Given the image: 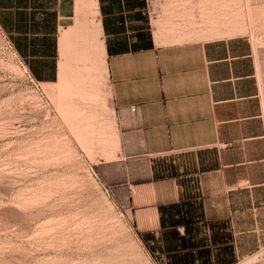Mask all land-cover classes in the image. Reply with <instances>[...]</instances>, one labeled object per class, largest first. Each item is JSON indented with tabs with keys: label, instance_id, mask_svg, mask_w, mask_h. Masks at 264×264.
Segmentation results:
<instances>
[{
	"label": "crops",
	"instance_id": "crops-1",
	"mask_svg": "<svg viewBox=\"0 0 264 264\" xmlns=\"http://www.w3.org/2000/svg\"><path fill=\"white\" fill-rule=\"evenodd\" d=\"M239 3L0 0L18 64L152 264H241L261 243L237 200L239 148L264 137L253 46L229 13L217 27Z\"/></svg>",
	"mask_w": 264,
	"mask_h": 264
},
{
	"label": "rangeland",
	"instance_id": "rangeland-1",
	"mask_svg": "<svg viewBox=\"0 0 264 264\" xmlns=\"http://www.w3.org/2000/svg\"><path fill=\"white\" fill-rule=\"evenodd\" d=\"M218 8L217 27L229 13L253 46L264 117V0ZM30 79L0 30V264H152L88 150L63 132ZM239 155L238 203L255 208L264 228V137ZM260 240L241 264H264Z\"/></svg>",
	"mask_w": 264,
	"mask_h": 264
},
{
	"label": "built area",
	"instance_id": "built-area-1",
	"mask_svg": "<svg viewBox=\"0 0 264 264\" xmlns=\"http://www.w3.org/2000/svg\"><path fill=\"white\" fill-rule=\"evenodd\" d=\"M30 80H32V79H30ZM32 83L36 86V84L34 82H32ZM132 108H134V107H132Z\"/></svg>",
	"mask_w": 264,
	"mask_h": 264
}]
</instances>
